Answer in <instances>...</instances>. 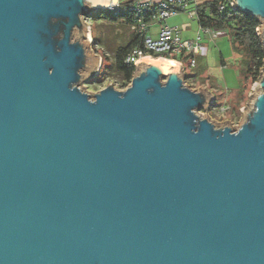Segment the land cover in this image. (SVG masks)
Segmentation results:
<instances>
[{"label": "water", "instance_id": "water-1", "mask_svg": "<svg viewBox=\"0 0 264 264\" xmlns=\"http://www.w3.org/2000/svg\"><path fill=\"white\" fill-rule=\"evenodd\" d=\"M102 5L0 0V264H264V61L233 127L159 60L85 92Z\"/></svg>", "mask_w": 264, "mask_h": 264}, {"label": "rangeland", "instance_id": "rangeland-1", "mask_svg": "<svg viewBox=\"0 0 264 264\" xmlns=\"http://www.w3.org/2000/svg\"><path fill=\"white\" fill-rule=\"evenodd\" d=\"M191 11H194V7L188 5L186 11L179 12L176 16L167 19L165 23L157 25L151 22L149 33L154 37L157 29L161 27H176L179 29L182 41L195 40L199 25L196 18L189 16ZM83 22L86 26V38H82V41L86 39L89 41L88 50L97 57L98 64L94 74L83 79L79 88L82 87L85 92L96 93L106 88V85H111L116 91H124L129 84L125 86L118 76L111 74L107 76V70L113 63V52L119 45L122 26L112 25L104 18L93 21L91 17H87ZM201 43V56L197 59L196 67L190 70L187 63L183 64L185 70L183 74L192 76L189 80L183 77L184 85L191 86L194 91L205 89L209 93L213 103L205 110L198 112L201 117L206 114L209 121L220 123V125L227 121L231 127L238 126L241 119L240 111L248 107L250 93L257 81L253 84L250 81L243 83V77L239 71L240 61L226 32H216L214 41L202 37Z\"/></svg>", "mask_w": 264, "mask_h": 264}, {"label": "trees", "instance_id": "trees-1", "mask_svg": "<svg viewBox=\"0 0 264 264\" xmlns=\"http://www.w3.org/2000/svg\"><path fill=\"white\" fill-rule=\"evenodd\" d=\"M135 0H118L121 11L114 15L108 10L96 11L92 14L93 21L104 18L112 25L122 26L119 37V45L113 52V63L107 70V76L114 75L121 78L125 86L130 84L135 69L124 64V58L130 48L139 41V38L131 30V26L136 18H142L146 23L150 21V16L155 12L154 7L144 8L141 13L131 10V5ZM222 0H208L196 8V18L198 25L210 28L218 32L224 31L229 36L232 48L238 55L240 61V74L243 83L250 81L255 83L263 70L264 53L261 46V39L258 36L260 22L240 11L226 6L223 13L218 11V6ZM188 74L185 79H191Z\"/></svg>", "mask_w": 264, "mask_h": 264}, {"label": "built area", "instance_id": "built-area-1", "mask_svg": "<svg viewBox=\"0 0 264 264\" xmlns=\"http://www.w3.org/2000/svg\"><path fill=\"white\" fill-rule=\"evenodd\" d=\"M206 1L208 0H194L193 3L188 0H135L131 5L132 11L139 14L144 8L154 7L155 12L150 16L149 22L146 23L142 18L137 17L132 24L131 30L139 38V41L126 54L124 64L132 66L136 70V65L141 60L161 58L175 61L183 72H185L184 63H187L188 68L193 70L197 64V58L201 55L202 37L214 41L218 31L199 26L195 40L182 41L179 29L176 27H161L157 29L154 37L149 33V29L151 22H155L157 25L165 23L167 19L176 16L179 12L186 11L188 5H193L194 7V11H191L189 16L196 18V8ZM226 6L232 8V0H222V3L218 6V11L223 13L226 10ZM108 11L117 15L121 11L118 2ZM90 43H92L91 39ZM188 87L192 90L191 86Z\"/></svg>", "mask_w": 264, "mask_h": 264}, {"label": "bare ground", "instance_id": "bare-ground-1", "mask_svg": "<svg viewBox=\"0 0 264 264\" xmlns=\"http://www.w3.org/2000/svg\"><path fill=\"white\" fill-rule=\"evenodd\" d=\"M117 1L116 0H103V5H102V9H110V8H113L114 5H116ZM96 10V9H95ZM150 59H153V58H150ZM154 60H159V61H162L164 63H168V64H175V61H171V60H165V59H161V58H157Z\"/></svg>", "mask_w": 264, "mask_h": 264}, {"label": "crops", "instance_id": "crops-1", "mask_svg": "<svg viewBox=\"0 0 264 264\" xmlns=\"http://www.w3.org/2000/svg\"><path fill=\"white\" fill-rule=\"evenodd\" d=\"M188 1H189L190 3H193V2H194V0H188ZM200 56H201V55H200ZM200 56H199V57H200ZM199 57H198V58H199ZM198 58H197V59H198Z\"/></svg>", "mask_w": 264, "mask_h": 264}]
</instances>
